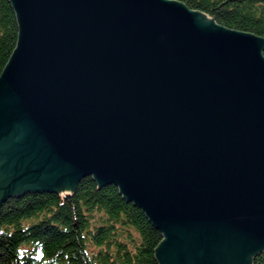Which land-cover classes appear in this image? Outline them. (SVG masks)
Listing matches in <instances>:
<instances>
[{"label":"water","instance_id":"obj_1","mask_svg":"<svg viewBox=\"0 0 264 264\" xmlns=\"http://www.w3.org/2000/svg\"><path fill=\"white\" fill-rule=\"evenodd\" d=\"M0 206L115 184L162 233L158 264L264 250V36L178 0H9Z\"/></svg>","mask_w":264,"mask_h":264},{"label":"trees","instance_id":"obj_2","mask_svg":"<svg viewBox=\"0 0 264 264\" xmlns=\"http://www.w3.org/2000/svg\"><path fill=\"white\" fill-rule=\"evenodd\" d=\"M178 1L222 26L264 36V0ZM17 36L13 7L0 0V74ZM162 239L115 184L99 186L91 176L65 200L57 191H28L0 206V264H158ZM253 264H264V250Z\"/></svg>","mask_w":264,"mask_h":264}]
</instances>
